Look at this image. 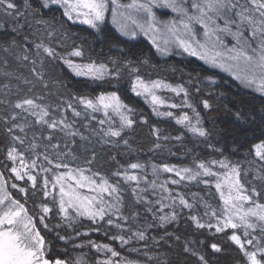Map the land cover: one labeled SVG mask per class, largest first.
Returning a JSON list of instances; mask_svg holds the SVG:
<instances>
[{
    "label": "trees",
    "instance_id": "trees-1",
    "mask_svg": "<svg viewBox=\"0 0 264 264\" xmlns=\"http://www.w3.org/2000/svg\"><path fill=\"white\" fill-rule=\"evenodd\" d=\"M14 2L17 10L25 12L24 0ZM28 2L31 9L24 16L14 20L0 15V170L11 197L23 203L28 215L35 219L36 228L50 248L48 258L67 260L69 264L79 257L85 264H103L106 260L113 264H202L199 259L202 255L207 264H246L239 247L229 237L236 234L244 241L254 235L260 238V246H264V237L259 228L255 232L249 229L247 238L243 235V228L216 231L217 218L211 212L215 210L219 214L223 207L215 188L218 177L201 175L190 180L187 178L190 174L181 171L185 177L181 179L175 171L165 172L163 167L196 171L199 170L197 165L203 162L222 176L226 169L221 168L219 162L236 166L241 173L240 181L249 194L255 188L260 195L253 196V199L264 204V162L255 156L254 148L264 142V97L243 89L231 77L211 70L197 59H161L149 42L125 39L108 23L97 31L72 24L60 8H45L40 0ZM40 20L44 23L37 22ZM38 44L54 49L55 58L49 57L43 48L37 49ZM74 50L83 52L81 61L74 56L69 59ZM25 56L27 60L23 59ZM65 60H71L73 64H103L108 74L103 79L79 76ZM137 77L149 82H166L173 88L182 87L188 95L169 92L163 95L166 104L154 108L133 91ZM113 92L131 109L126 114L134 122L130 128H124L119 137L106 134L109 128L120 130L119 119L111 120L110 114L105 117L102 111L92 112L79 102L82 97L95 100ZM25 98L35 99L48 107L50 115L47 119L63 120L71 127L61 130L63 125L58 124L56 129H51L37 123L35 117L14 107ZM205 101L208 108L204 107ZM172 104L177 107H170ZM76 112L80 115H75ZM166 112L173 115L157 114ZM185 114L193 124L199 114L200 123L196 126L205 129L208 135L201 137L184 124L176 123ZM13 116H16L15 120ZM101 120L105 121L104 124L100 123ZM17 125L24 127V132H20ZM68 132L76 135L70 136ZM14 136L21 137L24 143L14 140ZM33 144L37 145L34 150ZM157 144L160 147H156ZM12 147L23 154L25 163L36 160L37 167L28 169L37 177L35 188L26 178L18 180L11 172L12 167L19 165V161L13 163L8 159L7 153ZM45 155L52 164L44 159ZM60 155L64 157L60 159ZM56 163L68 167L57 169ZM131 163H141L144 168L132 170L129 168ZM153 165L157 167L155 174ZM45 168L50 171H44ZM74 169H84L85 175L99 173L93 177L97 183L101 177L110 184L119 183L120 215L126 220H116L115 217L113 220L122 228L108 225L105 222L107 216L105 221L98 223L86 217H76L72 227L67 225L63 215L58 213L59 185L54 201L53 196L43 195V178L49 179L50 190L55 175ZM125 170L137 175L139 184L125 181ZM117 171L120 176L114 175ZM173 180L177 183H172ZM153 181L155 188L152 187ZM63 183L75 186V181L67 178ZM13 184L17 187L13 188ZM21 187L27 189L26 196L19 191ZM79 191L85 195L96 194L87 188ZM181 196L192 205L191 208L180 205ZM105 199L110 198L105 194ZM42 205L52 208L44 221L47 228L38 218L42 214ZM173 211L176 219L162 226L159 217ZM192 216L202 223L211 222L213 227L198 228L190 218ZM141 231L145 233L144 240H138L134 235ZM61 236L65 239L61 240ZM113 236H123L129 243L123 244ZM89 241L108 245L120 255L113 257L105 249L97 251ZM212 244L221 250L215 252ZM246 248L253 250V246L246 245Z\"/></svg>",
    "mask_w": 264,
    "mask_h": 264
},
{
    "label": "snow or ice",
    "instance_id": "snow-or-ice-1",
    "mask_svg": "<svg viewBox=\"0 0 264 264\" xmlns=\"http://www.w3.org/2000/svg\"><path fill=\"white\" fill-rule=\"evenodd\" d=\"M49 4L59 5L64 9V15L71 21L79 20L80 23L88 24L90 27L100 30V26L104 24L106 16L111 13L113 24H117L119 31L124 36L134 38L137 35V29L144 35H148L156 46L157 51L162 54H167L170 46H175L183 49L189 55L199 56L200 59L205 60L214 67H220L224 71L229 72L235 79L239 80L246 86L259 84L258 91L264 93V0H131L130 3H123L122 0H44L43 7H49ZM154 8L170 9L175 13V18L166 21L157 19ZM31 9L28 0H24L25 12ZM25 12L17 10V5L14 0H0V15L16 19L18 16H24ZM44 23V21H37ZM23 27V25H20ZM15 31V29H13ZM247 33V34H246ZM229 35L233 38L235 43L228 47L223 43L222 35ZM203 39H199L201 36ZM37 49L43 48L44 52L49 57L55 58L54 49L44 47L42 44L36 45ZM69 55L80 57L83 55L81 50H74ZM23 59L27 60L25 56ZM77 75L89 76L92 79H103L108 74L106 65H74L71 60L64 61ZM35 63V61H33ZM119 73H117L118 75ZM168 88L176 92L178 95L183 92L185 96L188 93L181 88H172L170 85L162 84L160 81L145 83L139 77L136 78L133 85V91L136 95H147L151 97L154 104H163L164 102L155 94L154 89ZM139 89V90H138ZM86 109L92 112H103L105 117H109L110 112L119 117L121 122L120 130H112L109 128L107 135L112 137H119L121 131L128 127L130 128L134 123L133 120L126 113L131 112L127 105L123 104L120 97L116 93L108 95H100L95 100L86 97L80 98L79 101ZM192 107L191 104H187ZM14 107L28 113V115L36 118V122L46 125L48 128L56 129L58 124L63 125L64 129L71 126L66 124L63 120H49L50 115L48 107L39 104L35 99L25 98L17 103ZM71 107V105H69ZM170 107H177L176 104ZM204 107L208 108L207 101L204 102ZM155 110V109H154ZM158 115L172 116L171 112L157 113ZM79 116L80 113L76 112ZM13 120L16 116L12 117ZM26 119V117H25ZM104 120L100 123L104 124ZM176 123L184 124L191 132L198 134L201 137L208 135L205 129L197 127L199 125V114L196 117V123L193 124L190 117L185 114L182 118L177 119ZM20 132H24V127L17 125ZM12 131L11 128L8 129ZM70 136L76 135L74 132L67 133ZM14 140L20 144L24 140L19 136H14ZM52 139L51 136L48 137ZM127 143V141H125ZM34 150L37 145L33 144ZM59 147V145H54ZM156 147H160L159 144ZM255 156L264 162V142L254 145ZM8 159L13 163L19 161V167H12L11 172L15 174L16 179L24 180L31 183L32 188L36 187L37 177L28 169H35L37 167L36 160H31L25 163L22 153L16 147H12L8 153ZM39 159V154H37ZM44 159L52 164V161L45 155ZM91 163V161H89ZM221 168L226 171L220 176L218 173L212 171L203 162L197 165L199 170L194 171L190 168L182 170H175L172 167L165 165L163 171L173 172L181 179H185L181 175V171L189 173L187 177L190 180H196L197 177L213 176L218 177L215 182V188L223 201V207L217 211L213 210L211 215L217 218L216 231L222 232L227 228L237 229L243 228L244 237L250 235L249 229L255 232L259 228L261 234H264V204L258 203L253 199V196H259L260 193L255 188L249 190L245 188L240 181V170L236 166L229 167L228 164L219 162ZM67 168V164L56 163L55 168ZM129 168L132 170L143 169L144 165L141 163H131ZM50 171V169H43ZM87 171L91 172V169ZM157 171V167L153 165V174ZM73 172L76 175H73ZM84 169H74L62 175H55V182L52 183L49 190V179L43 178V195L53 196L57 191L59 185V200L58 213L63 215V219L67 222L69 227H72V221L76 217H86L98 223L105 221L108 225L115 224L116 228H122L120 223L116 220L125 219L120 215L121 213V196L119 183L113 185L107 179L101 177V181L93 178L99 173L92 175H85ZM120 176L121 173L117 171L114 173ZM65 178L75 181V186L71 183L65 187L63 181ZM125 181H135L139 184L140 178L135 174H129L127 170L123 172ZM5 181L3 174L0 173V264H69L67 260L49 259L48 251L45 245L44 237L41 236L39 230L36 228L35 219L28 215V210L23 203L11 197L10 193L5 190ZM172 183H177L173 180ZM13 188L17 185L13 184ZM152 187L155 188V182H152ZM163 188L164 186L161 185ZM87 188L89 192L96 193L95 195L82 194L79 189ZM143 189L142 191H146ZM21 193L27 195L26 188H19ZM167 191V189H165ZM105 194L108 200L105 199ZM147 202V201H146ZM150 203V202H149ZM159 203V201L157 202ZM175 201L173 200V204ZM179 203L184 208H191L192 205L188 203L182 196L179 198ZM245 204L249 206L244 207ZM210 208V206H208ZM70 209L72 210L70 212ZM163 211V207L160 208ZM52 212V208L47 205L41 206V213L39 220L44 227L48 225L44 223L47 214ZM207 215V213H206ZM198 228H211V222L202 223L200 220L192 216ZM176 219V213L173 211L170 215H162L159 220L163 224L172 222ZM138 240L145 239L144 232L134 233ZM64 240L65 237H59ZM113 239H119L123 244L129 243L123 236H113ZM230 240L233 241L240 249L246 264H264V246H260V238L252 236L251 239L241 240V237L232 234ZM256 244L253 245V241ZM90 244L97 251L105 249L111 253L113 257L120 254L110 248L108 245H97L92 241ZM246 245L253 246V250H248ZM74 247H83V245H74ZM211 248L215 252L221 249L216 244H212ZM202 264H207L204 256L199 257ZM72 264H85L82 257L77 258ZM103 264H113L111 260H106Z\"/></svg>",
    "mask_w": 264,
    "mask_h": 264
},
{
    "label": "rangeland",
    "instance_id": "rangeland-1",
    "mask_svg": "<svg viewBox=\"0 0 264 264\" xmlns=\"http://www.w3.org/2000/svg\"><path fill=\"white\" fill-rule=\"evenodd\" d=\"M41 1V3H42V5H43V3H44V0H40ZM122 2L123 3H130L131 2V0H122ZM51 7H57V8H60L62 11H63V13H64V9L62 8V7H60L59 5H53V4H49V7H47V8H51ZM153 11L155 12V14H156V16H157V19L158 20H161V21H166V20H169V19H173V18H175V13H173V12H171V10L170 9H164V8H154L153 9ZM64 17L69 21V22H71L72 24H78V25H83V26H87V27H90L88 24H84V23H80L79 22V20H76L75 22H73V21H71V20H69L65 15H64ZM105 23H108L113 29H115L116 30V32L121 36V37H123V38H125V39H128V40H137V39H144V40H146L147 42H149L150 43V45L153 47V49L155 50V52H156V54L161 58V59H168V58H170V57H179V58H187V59H191V58H193V59H197L199 62H201L202 64H204L205 66H207L208 68H210L211 70H213V71H216V72H219V73H221V74H224V75H226V76H228V77H231L233 80H235L237 83H239L240 84V86L243 88V89H245V90H247V91H250V92H252V93H255L256 95H259V96H262V97H264V93H261L260 91H258L257 90V88L259 87V84L257 83V84H254V85H252V86H246V85H244V84H242L239 80H237V79H235L234 78V76L233 75H231L229 72H227V71H224L223 69H221L220 67H214V66H212L210 63H206L205 62V60H203V59H200L199 58V56H194V55H189L187 52H184L183 51V49H181V48H178V47H175V46H170L169 47V51H168V53L167 54H162L161 52H159V51H157V48H156V46L153 44V42H152V40L150 39V37L148 36V35H144L143 33H141L138 29H137V35L134 37V38H132V37H129V36H124V35H122L121 34V32L119 31V29H118V26H117V24H113V22H112V17H111V13L109 12L108 13V15L106 16V19H105V22H104V24ZM102 26V25H101ZM90 28H92V27H90ZM92 29H94V28H92ZM95 30V29H94ZM247 34V33H246ZM199 39H203V37H202V35L201 36H199L198 37ZM222 40H223V43L226 45V46H228V47H231L234 43H235V41L233 40V38L231 37V36H229V35H226V34H224V35H222ZM69 56H71V55H69ZM72 58V56L69 58V59H71ZM74 65H81V66H83V65H88V64H74ZM72 69V68H71ZM73 70V69H72ZM75 72V71H74ZM76 73V72H75ZM80 76V75H79ZM87 77H89V76H87ZM91 78V77H90ZM145 83H148V84H151L152 82H149V81H146V80H143ZM154 82V81H153ZM162 84H167L166 82H162V81H160ZM168 85V84H167ZM172 87V86H171ZM173 88V87H172ZM139 90V89H138ZM154 91H155V94L158 96V97H160V99L164 102L163 104H154L153 102H152V100H151V97L150 96H147V95H139L140 97H142L144 100H146L148 103H150L154 108L155 107H160L159 105H162V106H164L165 104H166V101H165V99H166V97L165 96H163L164 94H167V93H169V92H174V91H171L170 89H168V88H163V87H161V88H157V89H154ZM136 93V92H135ZM168 100H169V98H168ZM128 114V113H127ZM115 118H117V119H119V117L118 116H116L115 114H112L111 112H110V117H109V119H111V120H114ZM120 120V119H119ZM57 151V150H56ZM58 153H59V151H57ZM62 154H64V153H62ZM60 157V159H62L63 157H64V155H60L59 156ZM18 167H19V165H18ZM0 173H2L1 172V170H0ZM3 179H4V176H3ZM264 179V178H263ZM4 181H5V179H4ZM65 187L67 188V185L65 184ZM5 190L8 192V190H7V187H6V183H5ZM9 193V192H8ZM222 203H223V201H222ZM249 205L248 204H245L244 205V207L245 208H247ZM42 236V235H41ZM46 245V244H45ZM46 247H48V246H46ZM49 257V256H48ZM120 264H140V263H136V262H125V263H120Z\"/></svg>",
    "mask_w": 264,
    "mask_h": 264
},
{
    "label": "bare ground",
    "instance_id": "bare-ground-1",
    "mask_svg": "<svg viewBox=\"0 0 264 264\" xmlns=\"http://www.w3.org/2000/svg\"><path fill=\"white\" fill-rule=\"evenodd\" d=\"M75 58H77L79 61H81V58L80 57H75ZM176 58H179V57H176ZM261 235H262V237H264L263 234H261Z\"/></svg>",
    "mask_w": 264,
    "mask_h": 264
}]
</instances>
